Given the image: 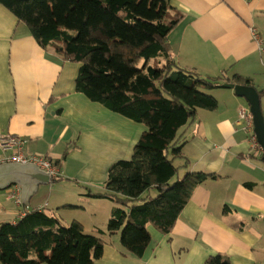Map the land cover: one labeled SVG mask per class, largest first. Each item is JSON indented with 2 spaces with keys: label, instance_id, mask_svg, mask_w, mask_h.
Wrapping results in <instances>:
<instances>
[{
  "label": "crops",
  "instance_id": "0c3cea01",
  "mask_svg": "<svg viewBox=\"0 0 264 264\" xmlns=\"http://www.w3.org/2000/svg\"><path fill=\"white\" fill-rule=\"evenodd\" d=\"M171 4L184 15L169 36L176 63L222 84L201 89L217 100L216 109H197L179 130L176 145L183 147L184 157L174 160L179 172L173 181L192 172L216 178L194 189L169 233L147 225L151 240L141 256L125 248L119 232H107L116 203L86 194L76 199L64 196L55 191L53 181L39 188L38 192L42 187L48 190L40 197L37 193L29 206L22 204L18 186L0 191V224L16 223L32 210L55 213L66 226L79 221L86 234L103 242L102 256L93 264H206L217 255L230 264H264V153H253L239 125V111L250 109L249 103L234 89L223 87L232 83L256 88L263 93L264 113V0ZM79 67L63 60L54 46L41 47L27 26L0 3V135L25 139L27 155L53 162L71 149L58 167L60 175L103 193L111 166L131 160L147 128L78 93ZM236 76L251 84L235 83ZM15 189L20 190V204L12 197ZM150 195L156 193L152 190Z\"/></svg>",
  "mask_w": 264,
  "mask_h": 264
},
{
  "label": "trees",
  "instance_id": "16d2710c",
  "mask_svg": "<svg viewBox=\"0 0 264 264\" xmlns=\"http://www.w3.org/2000/svg\"><path fill=\"white\" fill-rule=\"evenodd\" d=\"M171 1L0 0L41 47L52 45L63 60L80 64L78 93L147 128L131 160L111 166L105 191L86 189L85 195L117 204L107 232H119L125 248L138 256L150 244L147 225L169 233L194 189L216 178L192 172L173 181L179 172L174 160L184 157L176 145L179 130L197 109H216L217 100L201 88L222 84L181 68L171 55L170 33L184 19ZM234 82L251 84L239 76ZM70 150L53 162L57 168ZM62 180L57 175L52 181ZM102 253L100 238L86 234L79 221L62 224L55 213L32 210L16 223L0 224V264H93ZM206 264L230 263L217 255Z\"/></svg>",
  "mask_w": 264,
  "mask_h": 264
},
{
  "label": "water",
  "instance_id": "95a60500",
  "mask_svg": "<svg viewBox=\"0 0 264 264\" xmlns=\"http://www.w3.org/2000/svg\"><path fill=\"white\" fill-rule=\"evenodd\" d=\"M223 87L234 89L239 97L245 98L249 103L254 119V132L264 150V113L259 92L252 86L234 85L232 83L223 84ZM52 180L53 178L49 173L32 163L26 165L18 163L0 164V191L18 186L21 189V202L25 206H29L31 199L38 193L41 186L49 185Z\"/></svg>",
  "mask_w": 264,
  "mask_h": 264
},
{
  "label": "built area",
  "instance_id": "2783aa9c",
  "mask_svg": "<svg viewBox=\"0 0 264 264\" xmlns=\"http://www.w3.org/2000/svg\"><path fill=\"white\" fill-rule=\"evenodd\" d=\"M256 40L260 41L259 35L254 34ZM239 125L244 127L245 133L248 135V140L251 144L253 153L262 155L264 153L263 147L259 143L254 132V119L249 108H241L239 111ZM27 141L16 135H0V147L3 152V158L0 164L4 163H18L22 165L34 164L41 170L49 173L52 178L60 175V170L54 165L53 161L45 156H30L25 152ZM20 190L15 189L12 197L20 204Z\"/></svg>",
  "mask_w": 264,
  "mask_h": 264
},
{
  "label": "rangeland",
  "instance_id": "374dc122",
  "mask_svg": "<svg viewBox=\"0 0 264 264\" xmlns=\"http://www.w3.org/2000/svg\"><path fill=\"white\" fill-rule=\"evenodd\" d=\"M201 89L206 91L205 88H201ZM136 124L137 123H135V125ZM62 177L64 178V180L57 182V184L54 183V185H55L54 187H55L56 192L62 191L65 193V194L63 193L64 196H74L75 199H76L77 195H85L86 194L84 191L81 190V189H86V187L84 185H82L80 182L76 181L77 179H74L71 177H65V176H62ZM43 187L41 188L40 192H38V197H40L45 191L48 190V188H43ZM54 195L56 196L57 193H54ZM63 195H59V196H63ZM75 202H79V201L76 200Z\"/></svg>",
  "mask_w": 264,
  "mask_h": 264
}]
</instances>
